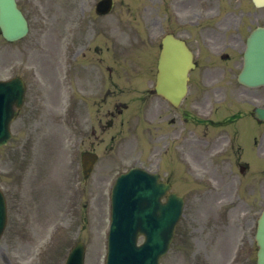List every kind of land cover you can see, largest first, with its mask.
Instances as JSON below:
<instances>
[{
  "label": "rangeland",
  "instance_id": "1",
  "mask_svg": "<svg viewBox=\"0 0 264 264\" xmlns=\"http://www.w3.org/2000/svg\"><path fill=\"white\" fill-rule=\"evenodd\" d=\"M96 2L97 0H20L30 19V36L21 46H9L0 36V61H5L7 55L9 58H14L12 60L20 57L25 59L26 56H39L40 59H44L43 62L39 60L37 63V77L30 81V88L35 87L34 93L27 109L13 125V139L7 147L0 149V185L9 194L10 218L7 234L10 239L9 246L0 243V264H23L26 260L38 258L41 246L56 247L55 243L51 242L54 236H52L53 224L57 221L60 212L70 209L71 206H73V214L63 233L56 239V249L46 257L47 261L51 262L48 264H59L60 258L55 261L54 256L59 255L61 251L64 254L65 249L76 239H81L90 246L88 259L91 264L105 262V230L109 223V189L105 188L108 187L107 183L110 184L117 176L118 173L113 174V172L119 166L107 168L102 165L104 162L98 165L89 183L92 189L89 215L91 221L86 222L87 229L81 223L78 228L75 225L73 230L75 221L82 222L83 203L86 204L88 199L84 201L82 195L75 194L76 186L73 183L75 176L72 174V165L69 161L67 141L70 131L72 135L81 134V143L84 146L86 137L81 129L75 130L69 127L67 97L72 90L70 79L67 77V65L64 62L73 49L79 44L86 43L85 38L88 37L86 33L89 30L87 28L90 24L87 19L96 17L94 10L92 12ZM122 3L131 7L148 4L147 0H116L115 14L105 19H98L100 30L92 29L100 33L96 39L101 45H107L106 35L110 34L109 28L114 27L122 41H126V33L130 32L131 26L127 11L121 10ZM93 27L99 28L98 25ZM23 47L26 48V53L20 56L19 50ZM88 55L95 54L88 52ZM104 55L108 60L110 54L105 52ZM93 64L98 69L103 68V64L91 63L88 59L84 61L80 58L76 63L75 86L80 98L85 97L83 91L90 88L89 82L95 81V74L90 68ZM59 72H61V82L57 84L56 77ZM8 75L9 73L0 72V77ZM118 83L123 90L131 85L133 87L147 86V83L150 85V82L144 78L139 79L135 76L128 78L125 75L118 78ZM36 87H38L37 91H35ZM202 94L200 89L199 96L201 97ZM80 111L82 113L83 109L80 108ZM61 112L65 114L64 117L59 115ZM176 125L181 131L189 130L183 129L179 124ZM117 131L121 132L119 127L108 133V139L102 147L112 145L111 134ZM118 132L114 134L117 138ZM127 149H130L129 154L139 153L135 158H140L143 164H150L149 149L145 144L138 148L137 144L133 146L130 143ZM194 159L198 163L201 162L199 154H194ZM189 162L193 166V172L197 174L194 164L196 162L193 159ZM194 178L195 175L183 170L174 176V191L186 196V207L177 227L172 248L162 260V264H235L236 262L247 264L248 253L235 257L232 256V251L238 243L251 244L250 239L248 237L243 239L242 234L237 235L235 220L227 223L229 229L235 226L230 232L218 230L217 225L227 221L228 217L223 218L224 212L222 216L216 213V208L213 206L216 198L214 195L209 194L208 197L201 198L199 193L203 191L194 184ZM230 193L231 198L233 192ZM256 193V198L260 199L258 186ZM242 195H246L247 202L239 206L235 214L246 208L257 209L258 205L255 204L252 195L249 196L245 192ZM33 234L36 237L42 236L38 244L32 241ZM192 253L198 255L192 259Z\"/></svg>",
  "mask_w": 264,
  "mask_h": 264
},
{
  "label": "water",
  "instance_id": "2",
  "mask_svg": "<svg viewBox=\"0 0 264 264\" xmlns=\"http://www.w3.org/2000/svg\"><path fill=\"white\" fill-rule=\"evenodd\" d=\"M5 11L10 17L11 21L10 26H15V23H17V19L14 16V13L12 12V8L10 7L8 0H5ZM15 22V23H13ZM2 24V19H1ZM12 31V30H11ZM176 79H172L171 81H175ZM168 79L166 78H160L159 79V91L167 96H174V92H168L165 93L166 87L168 85ZM240 81L245 84L249 85H260L264 84V78H245L241 77ZM186 78H182V87L185 85ZM14 87L15 83L13 82ZM177 84V82H176ZM9 87H13V85L8 84ZM16 88V87H15ZM20 100V98H13L12 104L16 103L17 100ZM21 103V101H20ZM8 106V104H7ZM11 106V104H10ZM15 111H12L11 118L15 115ZM1 114V112H0ZM259 118L264 119V110L260 111ZM9 114H3L2 117H0L3 120V124L5 125L7 118ZM141 175V177H138L137 175ZM132 175L137 176L136 182H132L131 179L134 178V176L130 177V179H123L120 181L119 186L116 188L114 195H113V206H114V226L112 229L111 237H110V247H111V259L110 264H157L156 257H157V248L159 246H164L165 239L164 238H158V234H156V237L153 240H149L145 246L142 248H137L134 244L136 236L134 235V231L136 232L140 231L141 224L143 222H155L157 220H161L162 222L173 225L178 219H179V213L181 212V207L175 205L174 202L171 203L172 210L170 214L166 215V218L164 216H161L160 218H157L155 216H150L151 212L147 213L146 211L141 212L133 208L137 203H140L141 206H147V203H150L154 201L156 204H159L158 197L161 194V192L155 193V188L147 184V182L154 184V181H156L155 178L152 177V179H149L148 175H144L141 173H133ZM143 179H145L146 187L144 188V185L140 183ZM121 184H124V187L121 186ZM124 189V191H123ZM130 193V195H126ZM157 199V201H155ZM144 206V207H145ZM176 211V212H174ZM157 215H159L158 209L155 211ZM2 223L0 218V231H1ZM127 231H132V235H134V240L131 237L126 238L123 234ZM173 227L170 228L169 231L164 232V235L168 239L166 243V248L162 249V253L168 248V244L172 235ZM257 241L260 247V253H259V259L258 264H264V217L259 221V229L257 233Z\"/></svg>",
  "mask_w": 264,
  "mask_h": 264
}]
</instances>
